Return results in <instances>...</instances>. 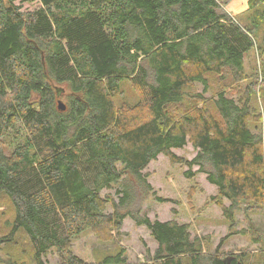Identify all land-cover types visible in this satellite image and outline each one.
Returning a JSON list of instances; mask_svg holds the SVG:
<instances>
[{"label":"trees","instance_id":"16d2710c","mask_svg":"<svg viewBox=\"0 0 264 264\" xmlns=\"http://www.w3.org/2000/svg\"><path fill=\"white\" fill-rule=\"evenodd\" d=\"M38 1L0 0V196L12 210L0 264H44L50 251L90 264L74 239L117 243L126 217L157 244L138 264H264L256 229V251L221 252L228 232L210 252L188 223L142 213L155 195L143 170L159 154L187 179L205 174L230 230L243 206L264 210V62L259 75L244 64L253 49L264 57V0H247L243 22L230 0ZM212 77L229 84L213 91ZM188 142L191 159L172 152ZM111 189L116 199L101 195ZM93 264H128L125 249Z\"/></svg>","mask_w":264,"mask_h":264},{"label":"rangeland","instance_id":"374dc122","mask_svg":"<svg viewBox=\"0 0 264 264\" xmlns=\"http://www.w3.org/2000/svg\"><path fill=\"white\" fill-rule=\"evenodd\" d=\"M242 1V0H239ZM22 9L32 10L40 6L38 0H15ZM238 0H230L225 6V10L232 14L239 22H243L245 18V10H240L241 7H236ZM245 68L251 69L256 67V72L259 75L260 62H264V57L257 53L256 49L246 52ZM260 77V76H259ZM245 81L239 82L237 85L244 84ZM210 84L212 90L228 85L229 82H220L217 78H211ZM223 84V85H222ZM260 79L258 80V86ZM231 87H236L233 84ZM257 88V86H256ZM196 91L201 92L202 88L199 85L195 86ZM231 89V88H230ZM129 89V94H132ZM211 91H207L205 96L209 97ZM137 99L136 95H127L125 100L130 104ZM62 102L64 98L60 97ZM260 111H263V103L258 99ZM172 152L184 159H191L196 154V150L188 142L181 149H172ZM187 167L184 164H171L168 157L159 154L157 158L151 161L143 170L146 173L147 180L151 184L155 195L149 194L142 203V213L147 215L151 220L168 221L176 220L180 223H188L190 232L193 236L201 237L206 244L205 249L213 252L219 240L228 232H234L225 239L220 251L223 253H238L246 251H256L257 244L251 242L255 229L261 234L264 233V210L255 208L253 211H245V207L234 214L237 222L236 226L231 230L227 226L222 211L211 197L216 196V187L210 184L203 173H196L192 179H187L184 176V171ZM194 166L192 170H196ZM103 197H112L116 199L115 190H102ZM155 197L168 199L169 201H157ZM228 205L227 201H223ZM110 211V208L108 209ZM12 214L10 202L3 196H0V235L8 230V225L5 220ZM121 234L116 236L117 243L102 244L94 233L86 231L74 239L72 243V252L81 258L86 263H96L100 256L107 252H114L118 245L125 249L128 264H138L146 262L147 255H151L157 244L150 235V232L144 226H138L130 218L126 217L123 220ZM115 235V233H114ZM16 240H25L22 235H18ZM203 243V244H204ZM4 247V246H3ZM10 248V247H7ZM6 248V249H7ZM10 253H18L15 249H7ZM24 260H27L26 253ZM0 258L5 259L4 249L0 247ZM44 264H61L57 253L50 251L44 259Z\"/></svg>","mask_w":264,"mask_h":264},{"label":"crops","instance_id":"0c3cea01","mask_svg":"<svg viewBox=\"0 0 264 264\" xmlns=\"http://www.w3.org/2000/svg\"><path fill=\"white\" fill-rule=\"evenodd\" d=\"M241 7L240 10H245L247 8V0H242V1H239L238 0V4L236 5V7Z\"/></svg>","mask_w":264,"mask_h":264},{"label":"water","instance_id":"95a60500","mask_svg":"<svg viewBox=\"0 0 264 264\" xmlns=\"http://www.w3.org/2000/svg\"><path fill=\"white\" fill-rule=\"evenodd\" d=\"M57 105H58V108H60L61 110L65 109V104L61 102L60 100H58Z\"/></svg>","mask_w":264,"mask_h":264},{"label":"bare ground","instance_id":"6f19581e","mask_svg":"<svg viewBox=\"0 0 264 264\" xmlns=\"http://www.w3.org/2000/svg\"><path fill=\"white\" fill-rule=\"evenodd\" d=\"M263 113V112H262Z\"/></svg>","mask_w":264,"mask_h":264}]
</instances>
